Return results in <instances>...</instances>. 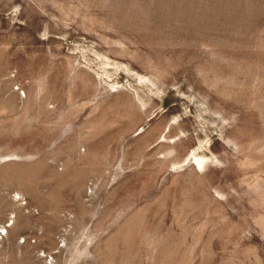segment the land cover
<instances>
[{
	"label": "rangeland",
	"instance_id": "obj_1",
	"mask_svg": "<svg viewBox=\"0 0 264 264\" xmlns=\"http://www.w3.org/2000/svg\"><path fill=\"white\" fill-rule=\"evenodd\" d=\"M0 264H264V0H0Z\"/></svg>",
	"mask_w": 264,
	"mask_h": 264
}]
</instances>
